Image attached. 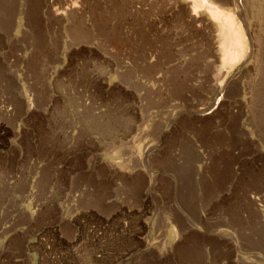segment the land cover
Listing matches in <instances>:
<instances>
[{
  "label": "rangeland",
  "instance_id": "374dc122",
  "mask_svg": "<svg viewBox=\"0 0 264 264\" xmlns=\"http://www.w3.org/2000/svg\"><path fill=\"white\" fill-rule=\"evenodd\" d=\"M64 1L0 0V264H264V60L252 82L241 56L264 45L252 2H188L206 24L177 9L161 25L129 0L78 17L56 14L82 2Z\"/></svg>",
  "mask_w": 264,
  "mask_h": 264
},
{
  "label": "bare ground",
  "instance_id": "6f19581e",
  "mask_svg": "<svg viewBox=\"0 0 264 264\" xmlns=\"http://www.w3.org/2000/svg\"><path fill=\"white\" fill-rule=\"evenodd\" d=\"M42 4H43V9H49V12H52L54 11V7H56V5L58 4H62L65 3L67 4L66 1L64 0H39ZM124 1V0H123ZM128 1V0H127ZM199 0H133L130 2V0L128 2H130L128 4V2L124 3V5H126L127 9H128V13L132 14V15H136L138 13H142V12H146V10H150L152 12H154L155 14V18L157 20V22H160L159 24H163L162 22H167L168 20V16L171 14V12L173 11H176L177 9H181L182 11L185 10L184 12V15H183V19L184 18H187V20H189L193 25L196 24V23H200V22H203L204 24H206V22L208 21V17H206V14L204 13H201L198 15V13H193L191 14L190 12V4L188 5V2H191L193 4V8L195 11L199 5L198 3ZM252 3L251 5L253 6L252 10H253V13L251 14L249 20H248V24H249V31H251L252 33H249L251 34V41H253V38L259 33L261 34V36H264V29L262 30V24L264 23V11L261 9V7L259 9H257L254 5V0H250ZM91 0H82L81 2V5H77L76 4L73 6H68L66 8H64V11L62 12H58L56 13L57 15H60V16H70V17H78L80 14H82V12H84L85 8L90 4ZM110 2H112L114 5L117 4L118 0H111ZM240 2V1H239ZM88 3V4H86ZM37 5V4H35ZM40 5V4H39ZM201 6V5H200ZM38 7V6H37ZM41 8V7H40ZM53 9V10H52ZM36 10V9H35ZM198 10V9H197ZM201 11V10H199ZM203 11V10H202ZM149 13V12H148ZM48 14V13H47ZM52 15V14H51ZM143 16V15H142ZM137 17V16H135ZM150 17V16H149ZM154 17V16H153ZM152 18V17H150ZM182 19V18H181ZM140 21V20H139ZM227 24V23H226ZM148 25V24H147ZM158 25V24H157ZM164 25V24H163ZM230 25V24H228ZM233 26V25H232ZM145 28V27H144ZM22 29V28H21ZM224 30V29H223ZM240 29H236V28H229L228 30V33L227 31H225L227 34V39H229V42L231 44H233L234 42H238L242 40L241 36H240V32H239ZM160 32V31H159ZM160 34L162 35V32H160ZM224 35V33H223ZM222 35V36H223ZM159 36V34H158ZM218 37L217 40H220V44H223L221 43L222 42V38L220 35H217ZM258 36V35H257ZM21 35L20 36H17L16 37V40H15V45H19L21 44ZM161 37V36H160ZM259 37V36H258ZM24 38V37H23ZM225 40V39H223ZM228 41V40H227ZM218 42L215 41L214 43V46H215V51H214V59L216 62L218 61V57H219V54H222V56H226L229 52H228V49L227 47L224 48V49H221V47L219 46H216ZM252 44V43H251ZM250 44V45H251ZM227 45V43H226ZM221 46H224V45H221ZM237 47L239 45H236ZM242 46V45H241ZM230 47V46H228ZM232 47V46H231ZM240 48V46H239ZM238 48V49H239ZM237 49V50H238ZM246 49V47L244 48ZM230 50V49H229ZM241 50V48H240ZM243 50V49H242ZM249 50V49H248ZM231 51V50H230ZM236 51V50H235ZM239 51V50H238ZM244 51V50H243ZM223 52V53H222ZM240 53H242L240 51ZM244 53V52H243ZM242 55L241 56H247V66L250 67L251 69V78H252V82L254 80H257L259 77H261L262 75V71L259 70V65L262 64V60H264V45H256V44H252L251 45V48L249 51L246 52V55ZM226 54V55H225ZM237 54V53H235ZM125 56V55H124ZM15 57V56H14ZM133 57V56H132ZM236 57V55H235ZM7 58V57H6ZM227 58H228V55H227ZM15 59V58H14ZM13 59V60H14ZM17 59V58H16ZM127 59V58H126ZM9 60V59H8ZM19 60V58H18ZM21 60V59H20ZM134 62H135V58L132 59ZM16 62V60H14ZM10 62H12V59L10 60ZM22 62V61H21ZM133 62V63H134ZM130 64V63H129ZM128 62H122V68L124 70H127L129 68V65ZM9 65V64H8ZM11 66V65H10ZM12 67V66H11ZM12 70V69H11ZM220 75H224L223 74V70L222 68L219 69V72H218ZM17 74V73H16ZM225 77V76H224ZM227 77V76H226ZM21 78V77H20ZM226 79V78H225ZM227 81V79H226ZM215 82V80H214ZM19 84V83H18ZM213 86H215V89H218V85H216L215 83L213 84ZM221 86V85H220ZM220 88V87H219ZM218 91V90H216ZM124 92L127 93V89H124ZM124 93V94H125ZM132 94V93H131ZM24 95V94H23ZM255 98V93L254 91L252 90L250 93H249V100L252 101L254 100ZM1 102V101H0ZM4 103V102H3ZM2 104V103H0ZM22 104L23 106H25L27 109H26V112L25 114H29L32 109L34 108V102H33V99L29 96H25L22 98ZM217 104V103H216ZM14 106V105H13ZM22 107V106H21ZM214 102L213 101H209V103H207L204 107H200V109H196L195 111V115L198 117V118H203L204 116H210V115H213L214 114ZM220 107V106H219ZM240 107L242 108V104L240 101H237L236 103H234V108H239ZM4 109H2V112L4 115H7V116H11L13 115V110H10L8 109V107H3ZM13 108V107H12ZM15 108V107H14ZM232 108H233V105H232ZM233 108V109H234ZM34 110V109H33ZM25 111V110H24ZM230 112V111H229ZM232 113V112H231ZM19 117V116H18ZM23 117V116H22ZM24 119V118H23ZM78 131H81V129H76L74 131H72L71 133V137H73V139L75 138V133H78ZM19 132V131H17ZM82 134V133H81ZM84 135V134H83ZM86 135V134H85ZM68 136V135H67ZM79 136V135H78ZM84 146V145H83ZM86 150V147H82L81 148V151H85ZM134 154V153H133ZM138 153H136L135 155H137ZM138 156V155H137ZM140 158V157H139ZM112 166V165H111ZM114 167V166H113ZM128 174V173H127ZM128 176V175H127ZM257 200V199H256ZM259 202H263L264 201L262 199H259L258 200ZM251 202V201H250ZM255 208H256V202L255 201H252L251 202ZM43 206H41L40 208L38 207V210H41Z\"/></svg>",
  "mask_w": 264,
  "mask_h": 264
}]
</instances>
